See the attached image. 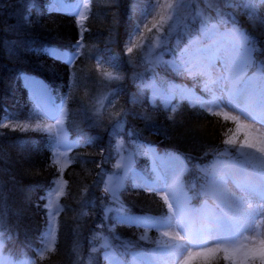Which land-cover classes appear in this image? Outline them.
I'll return each mask as SVG.
<instances>
[{
  "label": "trees",
  "instance_id": "16d2710c",
  "mask_svg": "<svg viewBox=\"0 0 264 264\" xmlns=\"http://www.w3.org/2000/svg\"><path fill=\"white\" fill-rule=\"evenodd\" d=\"M50 1L0 0L3 255L14 259L13 262L20 258L34 264H109L106 253L114 250L124 264H133V254L150 252L156 245L143 246L146 243L135 238L141 237L139 229L117 223L114 211L105 216L106 207H118L111 193H105L104 189L108 177L121 170L115 167L121 156L140 147L142 157L137 159V167L150 178L153 168L144 147L147 150L153 146L182 157L190 166L185 182L187 193L192 196L195 190H190L191 183L197 186L203 183L199 169L194 166L207 168L216 161L217 150L228 147L222 143V132L233 125L211 115L204 107L191 105L190 97L176 98L170 106H165L161 98L154 101L149 83L182 84L192 93L204 91L200 78L193 80L163 64L147 63L155 58L149 49L158 35L155 30L143 31V36L152 43L137 33L132 44L143 47L127 52V42L148 0H91L88 16L81 26L73 14L50 10ZM173 3L183 7L170 22L167 44L170 49L188 43V36L180 35L185 24L195 29L201 16L215 18L218 12L225 19L234 12L238 26L264 48V24L260 22L264 19V5L259 0L255 8H245L239 3L217 6V0H174ZM78 40L81 48L74 49ZM51 49L74 50L78 55L69 64L50 56ZM170 53L164 60L174 59ZM104 72H111L119 79L108 80ZM27 79L45 85L51 101L67 107V126L76 146L62 174L51 164L54 155L49 136L52 134L41 128L50 120L37 111ZM99 94L104 96L101 103ZM25 124L28 129L21 130ZM61 179L67 181V186L66 194L59 197L62 210L54 220L55 251L41 259L37 250L42 246L40 237L46 231L49 212L44 206L48 201L41 197L54 187L53 180L63 182ZM132 179L128 177L121 190L119 201L125 212L145 218L166 214L167 206L162 198L143 187H134ZM192 203L199 206L200 198H194ZM109 226L114 227V232H110ZM105 238L110 241L108 247ZM126 245L127 255H121Z\"/></svg>",
  "mask_w": 264,
  "mask_h": 264
},
{
  "label": "snow or ice",
  "instance_id": "6c2138e0",
  "mask_svg": "<svg viewBox=\"0 0 264 264\" xmlns=\"http://www.w3.org/2000/svg\"><path fill=\"white\" fill-rule=\"evenodd\" d=\"M221 3L225 7L239 3L245 8H255L257 0H217V6ZM259 3L264 5V0H259ZM182 7V4L169 0H148L130 39L136 38L139 33L140 38L152 43L143 36V31L152 33L155 30L158 35L154 38L153 47L161 48L162 51L155 58L148 59L147 63L163 64L179 75H187L193 80L201 79L203 90L208 95V100L203 103L208 106L210 114L233 125L222 132V143L228 147L217 150V159L210 167L194 166L199 169L203 183L199 186L196 183L190 185V190H195L192 196L180 184L172 157L153 154L155 181L152 183L134 172L130 158L124 165L117 162L115 167H123L124 175L115 178L110 176L108 180L114 185L111 188L112 200L118 207H106L105 216L109 211H114L117 213V223L143 225L158 231L166 229L160 232L166 239L154 242L160 247L140 254L138 259L133 254V264H177L178 261L179 264H214L218 258H222L226 264H264V59L257 60V56H264V48L238 26L239 20L234 12L227 19L219 12L215 18L209 16L205 19L201 16L199 26L195 29L185 24L180 35L188 36L187 46L180 48L174 45L173 49L168 48L170 22ZM260 22L264 24V19ZM80 47L81 42L78 40L73 48ZM142 47L133 43L127 52L132 53L134 48ZM168 52L174 55L171 61L163 59V55ZM48 54L62 58L69 64L78 55L74 50L61 53L57 49L48 50ZM257 64V70L249 75V68ZM103 75L108 80L119 79L111 72H104ZM192 94L191 90L177 89L171 84L156 89L154 93L166 105L177 96L184 99ZM63 107L46 109L42 113L55 121L42 130L55 133L49 136L51 146L56 149L51 164L57 166L61 174L67 163L62 162L65 153L59 149L61 146L66 149L74 146L59 131L65 118L60 110ZM27 129V124L21 127V130ZM129 172L133 174L134 187H151L158 191L167 206L166 214L155 218L124 215L126 210L117 192ZM52 184L54 187L49 188L46 195L41 197L48 201L44 206L49 209L48 225L40 237L42 246L37 250L41 259L55 251L57 225L54 220L62 208L52 198L58 200L66 194L67 181L61 183L53 180ZM104 191L108 193L109 187L106 186ZM169 194L175 206L169 200ZM196 197L200 198L199 206L192 203ZM109 230L114 232V227L109 226ZM113 238L120 239L119 236ZM105 239V247H108L110 241ZM209 243L212 246H207ZM2 245L3 236L0 233V249ZM121 255H127V245ZM106 258H109V264H122L114 251L106 253ZM0 264H5L2 254ZM7 264L15 262L9 260ZM22 264H34V261H24Z\"/></svg>",
  "mask_w": 264,
  "mask_h": 264
},
{
  "label": "rangeland",
  "instance_id": "374dc122",
  "mask_svg": "<svg viewBox=\"0 0 264 264\" xmlns=\"http://www.w3.org/2000/svg\"><path fill=\"white\" fill-rule=\"evenodd\" d=\"M54 1H55V3L53 4L54 6L57 5L58 7L61 8V10H65L66 12H69V13L73 14L75 16L78 24L80 26L84 25V22H85V20H86V18L88 16L91 0H75V2H73L71 4H65L61 0H54ZM169 2H174V0H169ZM85 5H86V7H85ZM81 17H83V19H81ZM131 45H132V39H129L128 42H127V48L130 47ZM185 46H187V44H185L183 47H185ZM149 49H150V51H153L154 57L156 56L157 53L161 52V51H157L155 48H153V46H150ZM59 52L63 53L65 51H59ZM166 54L167 53H165L163 55V59L165 58ZM172 54L173 53L171 52L170 55H172ZM171 60H173V59H171ZM257 60H261V59H259L257 57ZM258 67H259V65L257 64L256 66L249 68L248 74L252 75L253 72H255ZM26 81L28 83V86H29V89H30V93H31V95L33 97V100L35 102V107H36L37 111H39L40 113H43L46 109H57V108H60L61 105L64 106L62 109H60L61 111H63L65 118H64V120L62 122V126L60 127L59 131H60V134L65 137L66 141L68 143L73 144L74 146L71 147L70 149H66L64 146H61L59 150H60V152H64L65 153V157L62 159V162H66L67 166H68L70 164V156H69L70 152L76 146V143L72 140V138L70 136V132L68 130L67 121H66V119H67V107L63 103H59V104L54 105V103L51 101V97H50L49 91H48V89L46 88L45 85L41 84L40 82L36 81L35 79H27ZM171 85L175 86L177 89L189 90L188 88L184 87V85H182V84L171 83ZM148 86L152 89L153 96H154V101H156V99L160 98L159 96H155L154 95L156 89H158V88H160L162 86L163 87H167V84H162L161 83V85H155L153 83H149ZM201 89H202V91H204L203 87ZM189 97H190L189 101H190L191 105H193V106H201V107H204L207 111H209L208 110V106L203 103L204 101L208 100V95H207V93L205 91L202 92V94H199L198 92H193V94L191 96H189ZM197 97H199V99H197ZM103 98H104V96L102 94L98 95L99 103H101V100ZM176 98L182 99L181 97L177 96V97L173 98L169 104L166 105L164 102L163 103H164L165 106H170V105H172V103L174 102V100ZM213 110H215V109H213ZM49 120L50 121H46V123L43 124L44 126L41 127L42 129H45L49 125L55 123V121H53L51 119H49ZM257 127H259V125H257ZM52 135H55V133H52ZM52 152H53V155H55V153H56L55 147H53ZM143 152L145 154L151 155V167L152 168L154 166L153 154H155L156 156H159V157H172V158H174L172 160V163L174 165V171L179 173L180 184L183 186L184 191L187 192V188L188 187H186V185L188 183L185 182V178H186V175L189 173L190 166L186 163V161L182 157H180L178 155L170 154V153H163L164 151H161V150H159L157 148H154L153 146H150L149 148H147V150H146V147H144L143 148ZM140 157H142V152H141L140 147H139V150H134V151L132 150L130 153H124L121 156V158H120V164L124 165V164L128 163L129 158H130L131 159V164H132V169L134 170V172L139 174V175L144 176L150 183L154 182L155 181V173L154 172H153L152 177L150 178L147 175L141 173L140 170H139L140 168L137 167V165H138L137 164V159H139ZM181 165H183V170L182 171H181ZM66 167L64 168V170L66 169ZM123 175H124V169H123V167H121V170L118 173H115L114 175H112V177L115 178V176H123ZM128 177H133L132 172H129L128 175L124 176V178H123L122 187L117 192V196H118L119 200L121 198V190L124 187ZM132 180L134 181V184H135L134 178ZM113 186L114 185L112 183H110L109 180H108V187H109V192L111 193V195H112L111 188ZM137 187H143L146 191L154 192L157 197H161L160 194L158 193V191L157 190H153V188H151V187H144V186H137ZM229 187H231V185H229ZM188 195L190 196V194H188ZM52 199H53V202L56 205L59 206V199L56 200L55 197H53ZM169 200L171 202H173V204H174V200H173V197H172L171 194H169ZM174 206H175V204H174ZM115 214L117 215L116 212H115ZM124 215H130V216L138 217V218H145V217L139 216V214L133 215L131 213H126V212L124 213ZM133 225H135L139 229V234H141V236H145L146 237L145 239H140V237L137 236V235L135 237L137 241H142V242L146 243V244H143V246H145L146 248L149 247V246L150 247L151 246L154 247V245H156V249H157L158 247H160V245H157L154 242L156 240H158V239H160V240L166 239V238H164V237H162L160 235V232H162V231H164L166 229H160L158 231L155 228H147V227H145L143 225H141V226H137L136 224H133ZM207 246H212V245H211V243H209ZM4 251H5V246L3 244L2 245V249H0V254H2L3 260L4 261H9V260L10 261H14V259H7L6 256L3 255ZM113 251H111V252H113ZM114 252L116 253L117 258L120 259L118 257L117 252L116 251H114ZM146 253H148V252L140 251L139 253L136 254L137 255V259L139 258L140 254H146ZM181 260H183V256L181 257ZM24 261H28V260H24V259L21 260L20 258H18V259L15 260V262H16L15 264H22V262H24ZM215 262L216 263L218 262V263H221V264H226V262L222 258H218ZM5 264H7V263L5 262ZM122 264H124V263L122 262ZM177 264H179V261L177 262Z\"/></svg>",
  "mask_w": 264,
  "mask_h": 264
},
{
  "label": "bare ground",
  "instance_id": "6f19581e",
  "mask_svg": "<svg viewBox=\"0 0 264 264\" xmlns=\"http://www.w3.org/2000/svg\"><path fill=\"white\" fill-rule=\"evenodd\" d=\"M54 3H55V1H52V2L49 3L48 8H49L50 10H54V8L57 7V5H56V6L53 5ZM80 48H81V47H80ZM53 103H54V102H53ZM54 105H56V103H54Z\"/></svg>",
  "mask_w": 264,
  "mask_h": 264
}]
</instances>
